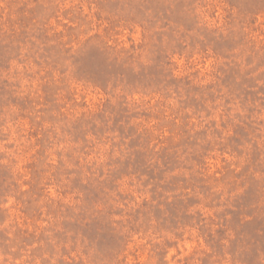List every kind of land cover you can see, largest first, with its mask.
I'll return each instance as SVG.
<instances>
[{"label": "rangeland", "instance_id": "rangeland-1", "mask_svg": "<svg viewBox=\"0 0 264 264\" xmlns=\"http://www.w3.org/2000/svg\"><path fill=\"white\" fill-rule=\"evenodd\" d=\"M0 264H264V0H0Z\"/></svg>", "mask_w": 264, "mask_h": 264}]
</instances>
